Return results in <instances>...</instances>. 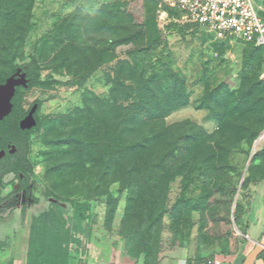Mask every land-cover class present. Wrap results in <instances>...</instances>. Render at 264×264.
Returning <instances> with one entry per match:
<instances>
[{
	"label": "rangeland",
	"instance_id": "obj_1",
	"mask_svg": "<svg viewBox=\"0 0 264 264\" xmlns=\"http://www.w3.org/2000/svg\"><path fill=\"white\" fill-rule=\"evenodd\" d=\"M158 2L0 0V68L14 55H38L42 75L25 98L40 102L42 120L30 138L29 184L21 188L27 177L15 172L0 181V264H15L11 240L32 215L67 201L89 205L88 224L118 241L117 257L144 259L151 242L153 262L173 249L197 262L236 254L243 223H264V145L253 154L264 133V52L203 28L159 36L145 29L114 43L141 28L131 15L154 19ZM49 30L61 32L41 49ZM113 129L127 143H154L156 158L141 161L133 178L130 160L109 153ZM83 243L77 234L70 247Z\"/></svg>",
	"mask_w": 264,
	"mask_h": 264
},
{
	"label": "trees",
	"instance_id": "obj_2",
	"mask_svg": "<svg viewBox=\"0 0 264 264\" xmlns=\"http://www.w3.org/2000/svg\"><path fill=\"white\" fill-rule=\"evenodd\" d=\"M160 1V0H159ZM159 4V2H158ZM157 4V10H158ZM172 14H177L172 11ZM132 20L135 19L141 24V28L133 29L130 31L127 39L114 40V43L122 44L127 41H133L144 34L145 29L154 31L158 36L164 34H183L190 29H201V27L193 22L179 23L171 21L164 28L158 22V13L154 19L142 20L136 15H131ZM61 31H46L43 33L38 42L40 48L43 49L51 39H57ZM256 49H260L264 52L262 47H258L255 44L248 43ZM19 68L24 69L31 79L30 88L32 89L42 80L41 75V60L38 55H28L27 57H20L14 55L10 68H0V83H3ZM23 95V94H22ZM13 102L16 106L23 111L22 97L15 98ZM134 121L139 123L142 117L138 114H134ZM37 126L35 130L41 125V117L38 115ZM102 119L100 116L96 117V128L97 123H101ZM34 130V131H35ZM32 131V132H34ZM113 134L112 140L115 142L111 146L109 153L114 159L125 157L127 161L130 160L129 164L133 167L128 169L126 172L129 178H133V172L135 170H142V166L138 167V164L146 158H156V151H154V143L149 137H144L139 140L127 143L124 138L123 132H119L115 129L110 130ZM122 138L125 143H122ZM191 138V137H190ZM96 141L99 140L96 137ZM30 135L28 141L24 147H20V150L15 154L11 160L3 162L0 167V181H2L5 174L9 172H15L16 176L24 175L27 179H22L21 188L29 184L30 176L34 171V165L29 159L30 150ZM100 143V142H99ZM97 144V143H96ZM101 146L104 145L102 142ZM169 148V152L164 154L163 158H167L171 161L175 157L177 145L172 143ZM253 158V157H252ZM151 160V159H150ZM119 162V161H116ZM134 180V184L137 186V179ZM53 195L52 191H48V197ZM0 199L3 200V197ZM60 214H66L70 218V225L66 226L61 222ZM90 207L87 203L67 201V206L63 207L60 203L53 204V207L48 208L40 215H32L28 226L24 246L23 263L22 264H69L70 260V243L76 240V235L81 234L86 236L89 241H95L93 228L88 224L91 219ZM2 219L0 215V220ZM102 248L101 258L105 261L110 260L113 243L108 237H103L97 241ZM153 252V243L149 242L143 249L144 253V264H155L153 262L151 254ZM259 258H264V251L259 254Z\"/></svg>",
	"mask_w": 264,
	"mask_h": 264
},
{
	"label": "built area",
	"instance_id": "obj_3",
	"mask_svg": "<svg viewBox=\"0 0 264 264\" xmlns=\"http://www.w3.org/2000/svg\"><path fill=\"white\" fill-rule=\"evenodd\" d=\"M157 13L163 28L171 21L193 22L217 39L240 40L264 49V0H160ZM243 236L251 239L247 233Z\"/></svg>",
	"mask_w": 264,
	"mask_h": 264
},
{
	"label": "crops",
	"instance_id": "obj_4",
	"mask_svg": "<svg viewBox=\"0 0 264 264\" xmlns=\"http://www.w3.org/2000/svg\"><path fill=\"white\" fill-rule=\"evenodd\" d=\"M243 226L246 230V233L250 235L251 239H245L244 242L241 241V247L236 254L219 255L215 258V260H210L209 262H197L194 257L186 252V250L173 249L162 251L158 261L155 264H215L216 261H218L219 264H243L244 259L251 251L255 249L257 243L264 240V223H243ZM15 235V241L13 240V238L11 240V242H15L17 244L18 250V255L16 257V260H14V263L22 264L26 239V228L20 230ZM82 236L84 238V248L80 247L79 249H72L70 247L69 264H144V259H130L121 255L117 257L118 241L110 238V236L102 235L100 237H97L95 236L94 232L95 241H89L86 236ZM103 237H108L113 243L109 261H105L101 258L102 248L97 242ZM83 249H85L86 251H84ZM6 257L10 258L9 260H11L13 255L10 252V254ZM251 264H264V258H259L258 256Z\"/></svg>",
	"mask_w": 264,
	"mask_h": 264
},
{
	"label": "flooded vegetation",
	"instance_id": "obj_5",
	"mask_svg": "<svg viewBox=\"0 0 264 264\" xmlns=\"http://www.w3.org/2000/svg\"><path fill=\"white\" fill-rule=\"evenodd\" d=\"M13 75H15L18 81H20V84L16 86V91L12 98L13 106L11 111L8 115H6L3 119L0 120V167L3 162L11 160V158L19 152L20 147L25 146L28 141L29 135L31 138V135L33 133L32 131L35 130L36 126L31 128L27 127L28 123L26 122V118L30 114V112L35 108L34 115L37 119L38 111L40 108L39 101H35L29 106L26 105V93L31 90V79L28 76V73L24 69L19 68L11 76ZM11 76H9L8 78H10ZM19 96L22 97L23 111L20 110L13 102V100L15 98L17 99ZM22 176L24 175H21V177ZM16 189L18 188L16 187ZM6 190L9 191L10 189L6 188ZM1 197H3V195H1Z\"/></svg>",
	"mask_w": 264,
	"mask_h": 264
},
{
	"label": "water",
	"instance_id": "obj_6",
	"mask_svg": "<svg viewBox=\"0 0 264 264\" xmlns=\"http://www.w3.org/2000/svg\"><path fill=\"white\" fill-rule=\"evenodd\" d=\"M20 84V81L15 75L7 79L5 83L0 84V120L3 119L12 109V98L16 91V86ZM35 108L30 112L26 118L27 127H35L38 122L34 115ZM253 157V156H252ZM264 251V241L257 243V246L253 251H251L246 257L243 264H251L261 252Z\"/></svg>",
	"mask_w": 264,
	"mask_h": 264
},
{
	"label": "bare ground",
	"instance_id": "obj_7",
	"mask_svg": "<svg viewBox=\"0 0 264 264\" xmlns=\"http://www.w3.org/2000/svg\"><path fill=\"white\" fill-rule=\"evenodd\" d=\"M263 145H264V133L262 134V136L256 142V145H255V147L253 149V154L256 153Z\"/></svg>",
	"mask_w": 264,
	"mask_h": 264
}]
</instances>
